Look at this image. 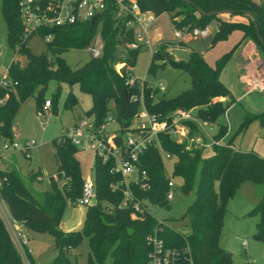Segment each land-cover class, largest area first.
Segmentation results:
<instances>
[{
	"label": "trees",
	"instance_id": "trees-1",
	"mask_svg": "<svg viewBox=\"0 0 264 264\" xmlns=\"http://www.w3.org/2000/svg\"><path fill=\"white\" fill-rule=\"evenodd\" d=\"M46 1V0H44ZM131 0H102L104 8L96 22L91 20L69 25L42 28L39 34H52L46 41V52L35 54L28 47V39L33 33L25 34L21 23L19 0H1V12L6 25V41L19 58L8 65V78L16 85L0 86V136L12 141L11 121L21 103L27 97H34L36 109L45 101L44 93L50 81L56 82L51 94V110L57 111V101L61 94V83L70 87L77 84L82 93L91 98V106L85 115L93 116L98 125L112 114L121 127L128 129L130 122L140 107V96L148 112L165 118L175 110L196 109L197 116L204 122H217L225 114V103L234 100L229 89L219 79V73L241 41L223 53L214 66H210L203 53L189 48L185 42H162L154 47L147 67V73L155 72L170 64L190 75L191 87L178 95L165 99L150 97L158 92L144 80L133 76L140 45L136 44L135 26L132 15L126 7ZM143 12L154 16L168 13L174 29L183 33L193 27H205L211 20L217 21V30L210 40V47L227 39L234 30L242 32V39L251 40L264 56V0H190L204 12L213 10H233V14L245 16L247 20L225 19L221 15H202L195 7L183 0H134ZM252 12L258 27V38L251 17L241 11ZM98 35L101 55L92 57L76 68H71L63 58V53L74 48L88 47ZM174 48L190 52L188 61L178 60L172 54ZM120 64L119 68L117 65ZM129 76L134 83L126 84ZM220 98H224L222 101ZM78 103L69 91L64 107L72 109ZM261 115L247 114L239 125L242 130L248 122ZM262 120L264 118L261 117ZM188 133L183 141H176L167 133H161V148L175 158L172 176L181 180L183 193L192 188L195 176L198 181L195 196L187 206L183 218H187L190 228L184 234L174 227L157 220L146 213L142 219H132L129 208L118 207L123 199L122 176L111 171L114 160L93 162L95 200L85 206V217L80 229L63 231L59 225L66 205L78 204L82 194V175L75 153L79 150L61 132L51 140L56 163L55 175L47 176L48 187L34 191L29 183L41 182L40 171H31L26 180L15 165L0 168V176L5 181L0 195L6 202L10 215L23 223L26 229L48 233L53 237L56 255L47 264H70V248H74L83 238L87 239L88 257L86 264H149L147 237L157 230L166 246L179 250L188 246L193 264H239L235 263L219 243L227 203L245 181L261 185V196L249 214H258L253 237L264 241V157L253 151H241L226 143L213 142L212 154L202 156L206 146L199 135L198 126L187 122ZM213 139L220 140L227 133V125L218 123ZM139 167L148 175V188L141 189L130 183L136 198L149 201L153 206L166 207L165 195L168 177L162 156L156 146L146 149L139 157ZM112 184H118L115 188ZM31 264H36L29 256ZM0 264H22L21 257L13 245L11 237L0 217Z\"/></svg>",
	"mask_w": 264,
	"mask_h": 264
},
{
	"label": "rangeland",
	"instance_id": "rangeland-1",
	"mask_svg": "<svg viewBox=\"0 0 264 264\" xmlns=\"http://www.w3.org/2000/svg\"><path fill=\"white\" fill-rule=\"evenodd\" d=\"M223 16V15H221ZM229 16V15H226ZM153 21L156 27L161 31L167 42H176L174 37V27L171 22L170 15L163 13L159 16H154ZM224 18V17H223ZM227 18V17H225ZM232 20H247L245 16L234 14L230 16ZM150 23V24H153ZM209 34L206 37H193L187 35L192 43L198 46H203L205 42H209L217 30V21L211 20L207 25ZM148 26L147 33L152 36L151 30ZM140 28L135 27V32H139ZM237 36L236 31L232 32L230 39L220 45L221 50L216 52V57H220L225 51L232 48ZM98 35L94 38L92 43L97 40ZM28 47L31 52L39 54L46 52V44L40 35H33L28 39ZM140 45L135 65L131 72L133 76L146 80L149 84L157 85L162 83L164 91L159 92V98L169 99L182 91L191 87L190 75L188 72L180 68L173 67L166 64L164 67L158 69L155 74L147 73V67L151 59L150 49L142 42L136 41ZM0 73L8 67L12 59L19 58L15 55L13 49L6 41V25L1 12L0 0ZM234 53V52H233ZM63 58L71 68H76L85 63L91 56V45L85 48H74L63 53ZM213 59L212 64H215ZM209 59V57L207 58ZM264 61V56L262 57ZM120 64L117 65L119 68ZM241 73V65L237 59V55L232 54L225 66L219 73V79L229 89L234 102L226 110L225 114L220 116L217 122H202L199 129L200 137L206 146L202 148V156L208 157L212 154V142L226 143L231 139L232 145L241 151H253L261 157H264V91L258 89L248 88L239 78ZM260 78V77H259ZM258 79V78H257ZM256 80V79H255ZM254 80V81H255ZM253 81V82H254ZM251 83V86L253 85ZM56 87L55 81H50L48 88L44 93L45 100L51 98ZM71 91L78 103L72 108L64 107V101L68 92ZM225 99H222L224 101ZM57 111L52 110L44 115L42 118L36 116V103L34 97H27L19 106L11 121L12 140L19 144L24 141H32L33 145L29 150V157H26L19 150L4 151L2 145L9 140L0 136V156L1 163L7 164L12 160L20 175L26 180L31 171H40L43 180L41 182L34 181L29 183V186L34 191H43L48 187L47 176L55 175L56 163L53 157V146L51 140L60 135L63 129L71 126L73 121L78 117L84 116L86 110L91 106V98L88 94L82 93L77 84L71 87L66 83H61V94L57 101ZM196 109L192 110L191 115L196 116ZM247 114L261 115L256 117L246 124V126L238 131L239 125ZM187 122L183 120L179 124V131L181 128L188 127ZM218 123L227 125L226 135L220 139H213L216 134ZM116 123H111L108 127H116ZM186 134V130H185ZM185 135L179 133L174 135V140L183 141ZM75 156L79 162L80 172L82 178L91 176V168L93 164V152L87 148H80ZM2 157H5L2 159ZM3 160V162H2ZM165 173L168 178L173 180V198L166 207L150 206L151 214L159 221L166 222V224L174 227L184 234L190 232L187 224V218H183L187 206L192 202L195 196V189L198 181V173L195 176L192 188L189 192L183 193L179 186L181 180L178 177L172 176L174 157L165 158L162 155ZM261 196V185L245 181L241 184L237 193L229 199L227 203V211L224 216L223 226L220 233V245L231 254L235 263L239 264H264V241L253 237L256 223L259 221L258 214H249V212L256 206ZM86 207L80 204H67L61 218L59 227L63 231H71L80 229L84 217ZM28 237L27 248L31 250V257L36 264H47L52 261L56 255L54 249L53 237L48 233H39L29 229H25ZM88 243L87 239L83 238L74 248L70 249L69 260L70 264H86L88 257Z\"/></svg>",
	"mask_w": 264,
	"mask_h": 264
},
{
	"label": "built area",
	"instance_id": "built-area-1",
	"mask_svg": "<svg viewBox=\"0 0 264 264\" xmlns=\"http://www.w3.org/2000/svg\"><path fill=\"white\" fill-rule=\"evenodd\" d=\"M104 8L102 0H19L18 12L21 23L24 27V33L40 35L44 41L52 39V34H39L42 28H52L56 26L69 25L76 22L91 20L96 14L100 13ZM133 19L132 25H137L141 31L136 33L135 40L142 41L143 33L147 26L154 19V15L150 12H143L138 4L130 1V5L126 7ZM209 34L208 26L193 27L183 33L180 30L174 29V36L180 39L184 35L193 37H206ZM91 56L99 57L101 55L100 39L91 43ZM89 45V46H90ZM1 51V50H0ZM134 79L129 76L126 84L132 85ZM17 82H12L8 78V68L0 73V86L16 85ZM158 89L157 93L150 95L151 98H159V92L164 91L162 83L157 85L149 84ZM253 89L264 91V76L256 79L251 86ZM3 99L0 100V103ZM193 109L175 110L169 113L165 118L160 119L157 115L148 112L146 109L143 96H140V107L132 118L128 129L121 132L120 125L116 122L112 114H109L102 123L96 124L93 116L78 117L76 121L69 127L63 129L62 133L68 138L73 145L78 149L87 148L93 152V162L95 158H100L102 161L109 159L114 160V165L111 171L119 173L122 180L119 184H123L122 191L123 199L119 203L120 208H129L130 217L132 219H142L146 213H150V206H153L149 201L136 198L130 189V183H135L141 189L148 188V175L144 169L139 167L140 155L149 147L156 146L165 158H171V155L161 148L159 135L167 133L171 138L179 133L185 135L188 133L186 129L180 127L179 124L183 120L191 121L197 126L202 122L197 116L191 115ZM51 111V101L46 99L39 108L36 109V116L42 118ZM111 123H116V127L109 128ZM186 130V134H185ZM174 139V138H173ZM179 141V140H176ZM213 143V142H212ZM33 145L32 141H24L22 144L9 141L2 145L4 151L19 150L26 157H29V150ZM3 158V157H2ZM1 161V156H0ZM5 178L0 176V188L2 187ZM168 189L165 195L167 202H170L174 196V182L168 179ZM118 185V184H117ZM116 184H112L115 188ZM95 200V186L93 179V164L91 168V176L82 180V194L78 199V204L87 206ZM0 217L11 237L14 247L19 253L22 264H31L29 256L31 250L27 248L28 237L25 233L26 227L23 223L14 219L9 212L6 202L0 195ZM150 246L149 264H193L191 251L188 246L179 250L175 247L166 246L163 239L158 236L157 230H153L147 237ZM71 249V248H70ZM70 252V251H69Z\"/></svg>",
	"mask_w": 264,
	"mask_h": 264
},
{
	"label": "crops",
	"instance_id": "crops-1",
	"mask_svg": "<svg viewBox=\"0 0 264 264\" xmlns=\"http://www.w3.org/2000/svg\"><path fill=\"white\" fill-rule=\"evenodd\" d=\"M226 15L227 14L223 15L222 17H224V18L227 17L225 19H231L230 15L229 16H226ZM154 19L152 20V22L155 21ZM152 22H150V23H152ZM155 22H153V24L149 23V25H148V26H150L149 28L151 30L152 36L150 37L149 34L147 33V28H148V26H147L145 32L142 34L143 40L139 41V42H142L143 44H145L149 47L150 54H152V50L154 49V47L156 45H158L159 43H162V42H167V40H169V39H164L166 37L164 36V34L161 31L158 30V27L155 26L156 25ZM136 26L137 25H135V27ZM140 31H141V29H140ZM234 31H236L237 36L235 37L234 41L230 44H233V46H234L239 41H241L240 45L235 49V51L233 53V54L236 53L237 59L241 65V73L239 75V78L245 84L246 87L250 88L251 83L255 79L264 76V61L262 59L263 55L259 53L256 46L254 45V43L251 40L242 39V32L241 31H239V30H234ZM234 31H232V32H234ZM139 32H135V35H136V33H139ZM231 34H229L227 39L218 41L217 43H215L211 47H210V43L208 41L205 42L203 46H198L196 43H192L191 39L188 38L187 35L182 36L180 39L183 42H185L189 48H192L193 50H196L198 52L203 53V56H204L206 62L210 66H214V64H212L213 59L217 58L216 57L217 55L215 53L218 52L219 50H221L222 47L224 48L225 46H221V48H218V47L220 45H223L224 43H226L230 39ZM233 46H232V48H233ZM225 52H227V51H225ZM208 57H209V59H207ZM222 99H224V98H220V100H222ZM229 106H231V104H229ZM229 106H228V108H229ZM75 121H76V119L73 121V123ZM4 158L5 157H3L2 159H4ZM2 162H3V160H2ZM12 163L13 162L11 160L7 164H12ZM7 164H3L0 161V168H5Z\"/></svg>",
	"mask_w": 264,
	"mask_h": 264
},
{
	"label": "water",
	"instance_id": "water-1",
	"mask_svg": "<svg viewBox=\"0 0 264 264\" xmlns=\"http://www.w3.org/2000/svg\"><path fill=\"white\" fill-rule=\"evenodd\" d=\"M184 2H187L191 5H193L195 7V9L197 10V12H199L200 14L202 15H229V14H233L234 11L233 10H228V9H223V10H213V11H209V12H204L202 11L199 7L195 6L193 4V2H191L190 0H183ZM243 14L249 16L252 18L253 22H254V26H255V29H256V32H257V35H258V38L261 42H263L262 38L259 36V32H258V27H257V24L255 22V19H254V16L252 14L251 11L249 10H243L241 11ZM99 14L100 13H96L92 18H91V22L94 23L97 21L98 17H99ZM171 54L178 60H183V61H188L189 60V57H190V52L186 49H182V48H174L171 50ZM229 102H226L225 103V107L228 108L229 106Z\"/></svg>",
	"mask_w": 264,
	"mask_h": 264
}]
</instances>
